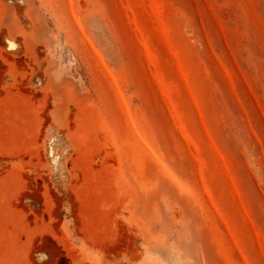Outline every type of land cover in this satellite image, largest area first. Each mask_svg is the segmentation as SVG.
<instances>
[{
  "label": "rangeland",
  "instance_id": "obj_1",
  "mask_svg": "<svg viewBox=\"0 0 264 264\" xmlns=\"http://www.w3.org/2000/svg\"><path fill=\"white\" fill-rule=\"evenodd\" d=\"M0 264H264V0H0Z\"/></svg>",
  "mask_w": 264,
  "mask_h": 264
}]
</instances>
